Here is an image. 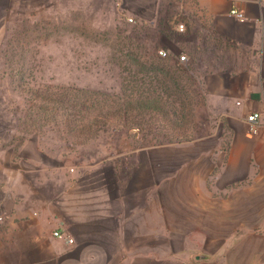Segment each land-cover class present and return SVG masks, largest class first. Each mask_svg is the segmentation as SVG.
I'll use <instances>...</instances> for the list:
<instances>
[{
  "label": "crops",
  "instance_id": "1",
  "mask_svg": "<svg viewBox=\"0 0 264 264\" xmlns=\"http://www.w3.org/2000/svg\"><path fill=\"white\" fill-rule=\"evenodd\" d=\"M11 2L0 0L1 37L12 19ZM194 3L203 33L163 44L172 56L191 57L210 120L191 143L141 150L124 188L103 167L91 175L111 177L109 184L76 192L66 182L58 200L19 183L18 199L0 200L8 216L0 224V264H180V257L185 264H264V0ZM234 10L246 20L231 16ZM244 112L261 114L257 135L247 134ZM32 142L38 149L35 138L20 156ZM100 158L94 164L101 165ZM157 159L177 165L164 175ZM164 192L178 198L180 210L168 232L163 216L155 226L148 219L149 195L163 208ZM57 230L75 244L56 238Z\"/></svg>",
  "mask_w": 264,
  "mask_h": 264
},
{
  "label": "rangeland",
  "instance_id": "2",
  "mask_svg": "<svg viewBox=\"0 0 264 264\" xmlns=\"http://www.w3.org/2000/svg\"><path fill=\"white\" fill-rule=\"evenodd\" d=\"M11 9L14 12L7 32L0 35V200L11 204L18 199L21 182L36 187L38 192L32 189L35 195L55 200L66 182L78 188L76 192L97 188L106 181L109 184L110 176L105 179L101 173L92 177L95 167L114 172V179L124 188L137 167L135 156L141 150L162 146L144 139L136 129H121L108 130L94 143L69 150L61 135L30 121L27 102L17 90V62L26 64L24 74L28 79L36 78L41 88L121 94L123 71L118 64L127 59L128 50L138 47L143 55L157 54L165 48L166 39L203 33V16L194 0H13ZM129 15L136 23L127 22ZM181 23L187 27L182 36L176 33ZM171 58L175 62L177 57ZM190 74L197 89H203L192 69ZM198 115L203 126L210 120L203 107ZM35 138L38 149L32 142L24 157L20 156V150ZM33 152H40V156L33 157ZM98 157L101 165L94 164ZM156 161L154 167L164 175L177 165ZM177 200L173 193L164 192L161 208L156 207L154 194L149 195V222L155 226V220L163 216L164 230L170 231L180 211ZM0 215L8 217L1 207ZM148 243L155 245L156 241L149 238ZM180 258V264L187 263L186 257Z\"/></svg>",
  "mask_w": 264,
  "mask_h": 264
},
{
  "label": "trees",
  "instance_id": "3",
  "mask_svg": "<svg viewBox=\"0 0 264 264\" xmlns=\"http://www.w3.org/2000/svg\"><path fill=\"white\" fill-rule=\"evenodd\" d=\"M136 48L118 64L123 71L122 93L113 95L41 88L36 78L24 74L26 64L17 62V90L27 102L30 121L61 135L71 151L94 143L108 130L136 129L156 146L194 141L203 127L197 118L200 108H206V91L197 89L191 68L158 53L143 55Z\"/></svg>",
  "mask_w": 264,
  "mask_h": 264
},
{
  "label": "built area",
  "instance_id": "4",
  "mask_svg": "<svg viewBox=\"0 0 264 264\" xmlns=\"http://www.w3.org/2000/svg\"><path fill=\"white\" fill-rule=\"evenodd\" d=\"M231 16L239 19L240 21H245L246 17L243 13H240L236 10L232 11L230 13ZM127 22L129 24H134L136 23V19L133 15H129L126 18ZM187 27L184 23H181L177 25L176 28V33L180 36L184 35L186 32ZM158 55L161 58H169L171 57V53L166 49V48H160L158 50ZM177 62L178 64L183 67V68H188L192 66V59L189 55L186 53H182L178 55L177 57ZM242 120L245 123L247 127V134L249 136H255L259 133L260 127H261V114L258 112H244L242 115ZM4 216L0 215V224L4 222ZM54 236L58 239H61L65 241L69 245H74L75 244V239L70 237L68 234H66L63 230H57L54 232Z\"/></svg>",
  "mask_w": 264,
  "mask_h": 264
},
{
  "label": "water",
  "instance_id": "5",
  "mask_svg": "<svg viewBox=\"0 0 264 264\" xmlns=\"http://www.w3.org/2000/svg\"><path fill=\"white\" fill-rule=\"evenodd\" d=\"M200 258H204V256H200Z\"/></svg>",
  "mask_w": 264,
  "mask_h": 264
}]
</instances>
